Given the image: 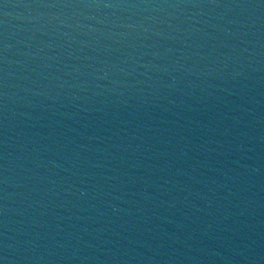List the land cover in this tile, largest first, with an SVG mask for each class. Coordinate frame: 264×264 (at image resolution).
Masks as SVG:
<instances>
[{
	"label": "water",
	"instance_id": "obj_1",
	"mask_svg": "<svg viewBox=\"0 0 264 264\" xmlns=\"http://www.w3.org/2000/svg\"><path fill=\"white\" fill-rule=\"evenodd\" d=\"M0 264H264V0H0Z\"/></svg>",
	"mask_w": 264,
	"mask_h": 264
}]
</instances>
